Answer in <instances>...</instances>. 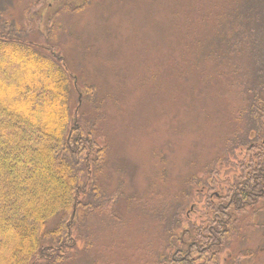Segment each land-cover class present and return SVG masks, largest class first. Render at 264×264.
<instances>
[{
    "label": "rangeland",
    "instance_id": "rangeland-1",
    "mask_svg": "<svg viewBox=\"0 0 264 264\" xmlns=\"http://www.w3.org/2000/svg\"><path fill=\"white\" fill-rule=\"evenodd\" d=\"M36 1L20 0L16 17ZM83 1L60 9L38 37L76 76L78 123L105 152L100 200L78 215L77 246L57 264H151L165 240L152 219L180 208L192 178L224 162L244 131L236 69L217 54L235 0ZM252 222L226 264L239 252L254 256L240 264H264V211Z\"/></svg>",
    "mask_w": 264,
    "mask_h": 264
},
{
    "label": "trees",
    "instance_id": "trees-1",
    "mask_svg": "<svg viewBox=\"0 0 264 264\" xmlns=\"http://www.w3.org/2000/svg\"><path fill=\"white\" fill-rule=\"evenodd\" d=\"M19 1L0 0V264H57L77 246L78 215L100 200L105 152L78 123V81L75 89L49 37L48 45L38 38L72 0H37L16 17ZM225 17L217 54L236 69L244 131L230 138L224 162L192 178L180 208L152 219L165 240L151 264H162L169 248L178 264H226L264 211V186L253 182L264 172V0H235ZM238 254L235 264L254 258Z\"/></svg>",
    "mask_w": 264,
    "mask_h": 264
},
{
    "label": "flooded vegetation",
    "instance_id": "flooded-vegetation-1",
    "mask_svg": "<svg viewBox=\"0 0 264 264\" xmlns=\"http://www.w3.org/2000/svg\"><path fill=\"white\" fill-rule=\"evenodd\" d=\"M254 184L256 185V184H260V185H262V186H264V172H261L260 173V178H257V177H255V179H254ZM190 209H191V211H192V206L190 207ZM191 214V213H190ZM186 215H188V214H186ZM191 218H193V216L191 217ZM185 230H187V228H184ZM187 246H189V244H187ZM163 253V252H162ZM164 254V253H163ZM174 254H175V252H174ZM165 255H168L169 257H165V259H164V261H163V263L162 264H170V260H171V264H178V262H179V260H176V259H170L171 258V256L173 255V252L171 253V249L169 248V250L168 251H165ZM168 258V259H167ZM183 259V258H182ZM229 261H231V260H229ZM229 261H227V262H229ZM240 262V261H239Z\"/></svg>",
    "mask_w": 264,
    "mask_h": 264
},
{
    "label": "water",
    "instance_id": "water-1",
    "mask_svg": "<svg viewBox=\"0 0 264 264\" xmlns=\"http://www.w3.org/2000/svg\"><path fill=\"white\" fill-rule=\"evenodd\" d=\"M68 73L70 74V72L68 71ZM71 75V77L73 78V81H72V84H73V87L76 89V84H77V79H76V76L74 75V74H70ZM81 91V90H80ZM83 91H81V92H79L78 90H77V101H78V104H77V106H76V111L78 110V108L80 107V105H81V99H80V96H81V93H82Z\"/></svg>",
    "mask_w": 264,
    "mask_h": 264
}]
</instances>
